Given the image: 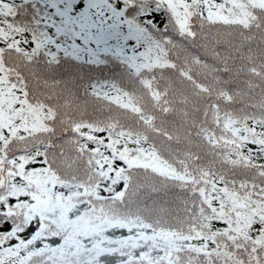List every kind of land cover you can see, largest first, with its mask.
Masks as SVG:
<instances>
[{
  "label": "snow or ice",
  "instance_id": "snow-or-ice-1",
  "mask_svg": "<svg viewBox=\"0 0 264 264\" xmlns=\"http://www.w3.org/2000/svg\"><path fill=\"white\" fill-rule=\"evenodd\" d=\"M0 264H264V0H0Z\"/></svg>",
  "mask_w": 264,
  "mask_h": 264
}]
</instances>
